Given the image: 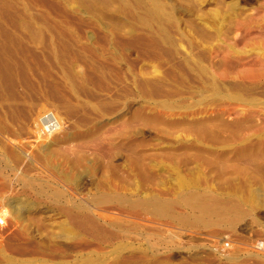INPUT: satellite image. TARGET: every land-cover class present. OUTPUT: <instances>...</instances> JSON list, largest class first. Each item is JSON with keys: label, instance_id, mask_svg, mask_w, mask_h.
Instances as JSON below:
<instances>
[{"label": "rangeland", "instance_id": "rangeland-1", "mask_svg": "<svg viewBox=\"0 0 264 264\" xmlns=\"http://www.w3.org/2000/svg\"><path fill=\"white\" fill-rule=\"evenodd\" d=\"M262 118L264 0H0V212L13 218L0 215V264H264L262 203L241 205L231 227L184 230L102 200L115 182L133 200L162 190L178 202L163 156L194 143L182 122L197 120L211 123L200 146L212 152H171L177 170L215 193L257 174L246 189L264 193L249 136ZM133 160L156 165L152 189L136 188ZM55 201L106 236L64 238Z\"/></svg>", "mask_w": 264, "mask_h": 264}, {"label": "bare ground", "instance_id": "bare-ground-1", "mask_svg": "<svg viewBox=\"0 0 264 264\" xmlns=\"http://www.w3.org/2000/svg\"><path fill=\"white\" fill-rule=\"evenodd\" d=\"M232 110L234 111L233 113L234 116L239 114L235 108H233ZM43 117L45 119L46 117H49V115H44ZM235 119H236L235 121L237 122L242 121L237 116ZM262 119L263 120H261L262 121L261 124L258 123L256 125H253V127L250 130L249 136L255 139V141L257 142V146L259 148L264 149V118ZM52 123L48 122L46 124L47 128H44L42 126L41 130H43L46 134H49L51 132L50 129L52 127ZM182 125L184 127V133L186 135H190L195 138L193 141L194 143L188 144L183 139L177 138L176 141L179 142V144L177 143L179 146L177 148H173L172 150H167L163 156L168 162L167 168L173 169L176 171L175 172L176 175L175 176L173 175V178H172L173 181L176 183L175 185H178L177 188L180 187L183 189L181 192L179 191L176 194V196L179 198L178 202H176L173 199L168 198L170 197L168 192L165 193V192H162V190L161 192H157V191L155 192V190L147 192L148 191L147 189H146L147 194L143 191V193H145L144 195L136 196L137 194L135 193L134 196L136 198L135 200H133L131 197L129 198L121 194L120 191L121 190L124 191L126 188H124L122 184H118L115 182L114 183L112 182L110 184L111 192L110 194H108V196H105V195L103 196L102 198L103 202L116 203L119 206V210H118L119 212L120 210H122V213L124 212L125 214L126 212L132 218H137L138 216H141L142 213H145V214L150 215L151 216L150 218H152V220H161L163 222V225H165L166 227L171 226L170 224H174L184 230L185 229H195L196 227H199V226H201L204 229H209L213 226L218 227V228L226 227V226L231 227L237 221H240L239 219L245 215V213L243 215L241 214V211H240L241 205H246L248 202L252 201L253 203L258 204V205L262 203V205L264 206L263 189H261L262 192L259 189H255V188L250 189L253 187V186L249 187L250 185H248L249 188L246 189L247 187L246 184L248 183L244 181V180H249L250 184L252 185L257 184L258 180L254 179L257 174L255 176L251 175L252 177L249 179H242V182H240L241 185L236 184L235 188L231 187L232 190L228 189L229 188L228 186L227 188L228 192L225 187L226 192H225V189H224V192H222L223 189L222 190L220 189L221 192L218 191L219 193L218 192L215 193V192H211L207 190L206 188L205 189L203 188V190L200 189L202 186L203 187L206 186V182H204V179L200 178L201 175L194 174L195 176L188 177L189 175L187 173L186 175L182 174L183 172L180 173L177 170L179 166L174 163L175 160L172 155V153H174L173 151L178 150V149H181V150L183 149L186 151L197 149V152L201 153V155L203 154L202 152H212L209 146H202V147L200 146L202 143L201 140H203V135L201 136L202 133L200 132L201 130L203 131L206 128H210V125H211L210 122H208L207 120H197V121H193L192 123L182 122ZM238 143L242 145L238 147V152H237L238 155L241 156V155L248 154L249 149L245 144V140L240 139ZM194 160L197 162L203 161L202 158L200 157H196ZM251 163L254 166L255 172L264 170V153L261 154L260 152V154L255 155L251 159ZM155 167L156 165L152 162L150 164H144L143 162L136 161V160L129 162L128 169L132 173V175L134 176V178L136 179L138 183V185L135 184L136 188H138L139 184L141 185V183H143V185L144 183H146V186H147V183L153 184L156 181V179L161 180L160 179L161 177L157 178V175L155 174V171H154ZM161 182L167 185L165 183V179L164 181H161ZM156 183H160V182H156ZM155 185L156 184H154L153 186ZM100 187L98 188L102 189V187L101 188ZM148 187H151V186L149 185L147 186V188ZM154 188L156 189V187ZM138 189H141V188H138ZM171 189L172 188H170V191ZM43 190L40 188L41 192ZM42 193L44 194V192ZM53 195L56 197H59L58 194L56 193H53ZM97 200L100 201L99 199ZM55 208L61 213H63L67 219V222L61 225L63 235H64L63 237L66 239L70 238L69 240H72L75 245L76 244L80 245L81 243L85 241L86 238H93V239L97 237L99 238V236H97L98 234L100 233L105 234L104 231L106 230L103 227H101L98 222L95 221V219L90 215V213L85 212V211L84 212L82 211L81 214L76 213L73 209L69 208L68 206L61 205L60 202L55 203ZM176 210H179V211L176 212ZM0 215L3 217L4 221H6V224L8 223V221L9 222H11V220L13 221L12 217H9L7 220V215L3 212H0ZM148 217L147 218L144 217V218L148 219ZM14 235L17 237H20V239H25V234H23V232L20 231L19 228L16 230Z\"/></svg>", "mask_w": 264, "mask_h": 264}]
</instances>
